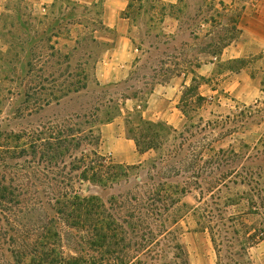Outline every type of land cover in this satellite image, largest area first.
<instances>
[{"label":"rangeland","instance_id":"obj_1","mask_svg":"<svg viewBox=\"0 0 264 264\" xmlns=\"http://www.w3.org/2000/svg\"><path fill=\"white\" fill-rule=\"evenodd\" d=\"M1 1L10 26L0 39V188L14 199L0 215L1 236L50 231V205L78 195L99 199L118 223L139 225L127 228L130 261L206 264L210 250L213 264H264L263 248H241L254 231L264 238V101L234 107L190 95L182 127L158 131L152 159L121 165L105 186L82 178L91 164L108 179L99 168L105 162L92 155L109 158L99 150L96 129L122 114L126 122V99L143 104L158 85L191 75L238 36L242 15L264 12V0H187L177 8L129 0L136 63L125 80L104 84L94 74L106 48L98 40L97 6ZM83 76L86 88L66 93ZM50 94L58 100L50 103ZM59 130L83 138L64 144L50 161V137ZM7 249L1 239L0 264H11Z\"/></svg>","mask_w":264,"mask_h":264},{"label":"crops","instance_id":"obj_2","mask_svg":"<svg viewBox=\"0 0 264 264\" xmlns=\"http://www.w3.org/2000/svg\"><path fill=\"white\" fill-rule=\"evenodd\" d=\"M56 1L46 0L47 3ZM69 1L97 6L99 9L97 20L101 33L98 40L99 44H105L106 48L98 54L94 68L97 80L103 84L125 80L133 64L136 63L138 54L131 21L127 17L130 10L129 0ZM186 1L156 0L165 8H177ZM200 7L199 4H192V8ZM7 12L0 0V39L1 31L4 33L3 28L10 26L5 17ZM13 22L12 24L16 26L19 21L14 17ZM237 29L238 36L218 55L210 58L208 62L199 64L191 75L181 74L158 85L143 104L137 99H126L124 104L126 114L136 109L140 111L144 120L178 130L182 127L187 110L188 96L184 94L192 86L195 88L194 98L203 99L200 103L210 104L217 101L234 107L238 104L254 107L262 104L264 101V12L242 15L238 20ZM190 99L192 100L193 97ZM127 126L124 114L100 125L96 129L99 150L117 165H141L154 157L155 149L150 148L140 153ZM258 248L264 249V240L248 251L251 249L258 251ZM207 251L206 264H213L211 252Z\"/></svg>","mask_w":264,"mask_h":264},{"label":"trees","instance_id":"obj_3","mask_svg":"<svg viewBox=\"0 0 264 264\" xmlns=\"http://www.w3.org/2000/svg\"><path fill=\"white\" fill-rule=\"evenodd\" d=\"M234 30L238 33L236 28ZM82 80L83 82L79 83L80 87L70 88L66 93L78 92L80 88L85 89L87 76H83ZM194 90L195 88H189L188 94L185 93L184 96L194 95ZM52 100H58V97L50 94V103ZM197 100L200 103L203 99L198 97ZM126 122L135 125V130L130 129L129 133L140 153L156 148L154 143L155 138H158V131H175L164 124L144 120L140 111L136 109L128 113ZM89 132L91 135L92 131ZM151 132L154 133L153 137H149ZM52 135L55 137L50 139L55 143H50V161L63 154L58 153V150L66 147L64 144L70 146L76 141L79 144L83 138L76 137L72 130H67L66 133L59 130ZM140 143H146V146L140 148ZM92 155L97 161L105 162L103 166L99 165V168L107 171L105 174L108 179L102 175V170L86 164L82 173L83 180L105 186L104 180L109 181L119 170H123L121 165L115 164L110 158L97 153ZM8 189L0 188V215L1 213L3 215L5 210H10L8 206L14 203L13 197L8 196L12 194ZM50 208L53 212L50 215V231L34 234L32 231L22 232L21 229H17L12 231L11 237H4L6 233L3 237L0 234V240H4L8 246L7 253L11 264H142L139 261H130L127 254L132 245L127 228L134 230L139 225L130 221L118 223L96 197L85 198L78 195L64 197L56 199ZM129 217L134 218V215ZM236 220L231 218L232 222ZM260 234L254 231V234L248 235V239L241 244L243 251L263 241L264 238ZM212 243L216 244L214 237Z\"/></svg>","mask_w":264,"mask_h":264}]
</instances>
